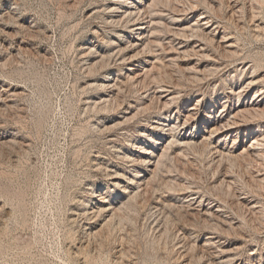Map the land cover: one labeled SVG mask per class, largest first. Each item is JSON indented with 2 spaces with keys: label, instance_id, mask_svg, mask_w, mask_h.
I'll use <instances>...</instances> for the list:
<instances>
[{
  "label": "rangeland",
  "instance_id": "obj_1",
  "mask_svg": "<svg viewBox=\"0 0 264 264\" xmlns=\"http://www.w3.org/2000/svg\"><path fill=\"white\" fill-rule=\"evenodd\" d=\"M152 1L0 0V264H264V0Z\"/></svg>",
  "mask_w": 264,
  "mask_h": 264
},
{
  "label": "bare ground",
  "instance_id": "obj_2",
  "mask_svg": "<svg viewBox=\"0 0 264 264\" xmlns=\"http://www.w3.org/2000/svg\"><path fill=\"white\" fill-rule=\"evenodd\" d=\"M156 1H158V0H153L152 1V5H153V7L155 6V3H156ZM143 2V1H142ZM155 2V3H154ZM154 3V4H153ZM144 5V4H143ZM142 5V6H143ZM152 5L151 6H149L148 5V7H149V9L151 10V8L150 7H152ZM145 7V6H144ZM143 7V8H144ZM148 7H147V10H149L148 9ZM157 7V6H156ZM113 8V7H112ZM111 9V8H110ZM114 9V8H113ZM115 9H117V7L115 8ZM140 10H146V9H140ZM109 11H111V10H109ZM114 11V10H113ZM134 11V10H133ZM112 12V11H111ZM129 12H131V11H129ZM138 12V11H137ZM140 13H141V11H139ZM146 12V11H145ZM148 12H150V11H147V13ZM154 12V11H153ZM152 13V12H151ZM133 14H135L134 12H131L130 13V16L131 15H133ZM139 14V13H138ZM137 14V15H138ZM128 16H129V14H127ZM144 15V14H143ZM148 15V14H147ZM203 15V14H202ZM127 16V17H128ZM135 16V15H134ZM232 16V15H231ZM204 17L205 16H203L201 19L203 20L204 19ZM131 18V17H130ZM130 18H128V19H130ZM209 19V18H208ZM234 19V18H233ZM211 20H212V18H211ZM144 21H145V19H144ZM151 21V20H150ZM200 20H198V22H199ZM205 21H206V19H205ZM151 23H152V21H151ZM206 23V22H205ZM211 23H212V21H210L209 20V22L207 23L208 25H209V27H212L213 28V25H211ZM206 24V25H207ZM145 25H147V22L145 21L143 24H140V25H138L137 26V28L135 27V30H146L147 28H146V26ZM198 25V24H197ZM199 25H200V23H199ZM206 25H205V27H206ZM217 25V24H216ZM204 26V25H203ZM148 27V26H147ZM202 27V26H201ZM214 27H215V25H214ZM218 27V26H217ZM207 28V27H206ZM216 28V27H215ZM201 29V28H200ZM148 30V29H147ZM213 30V29H212ZM198 31H199V29H198ZM201 31H203V30H201ZM218 31H219V29H218ZM200 32V31H199ZM204 33H205V31H203ZM201 33V34H204V33ZM141 34H143L144 32H140ZM208 33V32H207ZM209 33H211L210 31H209ZM213 33V32H212ZM147 34V33H146ZM213 34H215V33H213ZM135 35V34H134ZM145 35V34H144ZM143 35V36H144ZM208 35V34H207ZM206 35V36H207ZM210 35V34H209ZM215 36V35H214ZM213 36V37H214ZM203 38V37H202ZM210 38V37H209ZM223 38V37H222ZM225 38H226V36H225ZM140 39V38H139ZM149 39V38H148ZM211 39V38H210ZM214 39V38H213ZM212 39V40H213ZM227 39V38H226ZM230 39V38H229ZM223 40H225V39H222V41ZM135 44V43H134ZM212 44V43H211ZM135 45H137V44H135ZM223 47H225V46H223ZM231 47H233V46H231ZM200 49V48H199ZM203 49V48H202ZM220 49H221V47H220ZM226 49V48H225ZM201 50V49H200ZM223 50H224V48H223ZM124 51V50H123ZM197 51V50H196ZM225 51V50H224ZM227 51V50H226ZM232 51V50H231ZM234 51V50H233ZM122 52V51H121ZM200 52V51H199ZM228 52H230V50L229 51H227V54H228ZM235 52V51H234ZM226 53V52H225ZM202 54V53H201ZM231 54H232V52H231ZM236 54V53H235ZM229 55H230V53H229ZM133 57V56H132ZM138 57V56H137ZM134 58H136V57H134ZM133 58V59H134ZM132 59V58H131ZM133 68V67H132ZM216 68L218 69L219 67L218 66H216ZM215 68V69H216ZM131 69V68H130ZM135 69L133 68V69H131L130 71H134ZM213 70H214V68H213ZM212 70V71H213ZM215 72H216V70H215ZM139 73V72H138ZM211 73V72H210ZM131 74H133V72H131ZM131 74H129L128 76H127V79H128V81L130 80L131 82L132 81H137L136 83H139L138 82V80H137V74L135 73V75L136 76H132ZM140 74V73H139ZM141 76V75H140ZM254 80V79H253ZM260 80H261V78H260ZM255 82H256V80H254ZM258 81V80H257ZM132 84V83H131ZM248 84V83H247ZM250 84H253L252 82H250ZM119 85V84H118ZM138 85V84H137ZM254 85H258L257 83L256 84H254ZM110 86H113V85H110ZM118 87V86H117ZM116 87V88H117ZM248 88V87H247ZM249 89V88H248ZM241 91V90H240ZM112 93V92H111ZM160 94H162V93H160ZM237 94V93H236ZM110 96V95H109ZM159 96V95H158ZM154 97H156L155 95H154ZM111 98V97H110ZM160 99H162V95L159 97ZM112 99H114L113 97H112ZM158 99V98H157ZM227 99V98H226ZM107 100V99H106ZM109 100V99H108ZM172 100V99H171ZM111 101V100H110ZM198 101V100H197ZM197 101H196V103H197ZM230 101V100H229ZM251 101V100H250ZM109 102V101H108ZM166 102V101H165ZM164 102V103H165ZM226 102V101H225ZM158 103H161V101L160 102H158ZM246 103V102H245ZM162 104V103H161ZM198 104V103H197ZM227 104V103H226ZM167 105V104H166ZM165 106V105H164ZM197 107V106H196ZM224 107H226V106H224ZM223 107V108H224ZM195 108V107H194ZM232 108V107H231ZM197 109V108H196ZM196 109H192L191 111H195ZM230 109V108H229ZM228 109V111L226 110V109H224L223 110V112H222V114H220V116H219V118H216L215 120H212V121H210L209 122V125L206 127V131H205V133L204 134H202V135H200V137L199 138H201V140L199 141L200 143H199V145H211V144H213V141L215 140V139H217V138H219V141L218 142H226V141H228V139L229 138H231V139H234V138H236V137H234V134H231V131L233 132V130H230L229 128V119L230 118H232L233 119V122L231 123V125H233V126H235V130L236 131H238V130H240L241 129V124L239 125L238 124V120L239 119H241L242 118V120L244 119V120H246V121H248L247 122V125H248V127L247 128H250V134H245V137H249V138H251V142H250V146H248V147H246V149H244L243 151H242V153L243 152H246V154L247 155H249V154H251V153H249L250 151H252V150H256V148L258 147L259 148V146H261L260 145V142H261V140H260V138L262 137V139H263V135L264 134H259L260 132L259 131H257L258 129H255L254 127H252L251 125H252V119H255L256 120V118L258 119V118H263L264 117V89L262 88V87H260V88H258L257 89V92H256V94L254 95V97L252 98V101L251 102H248L247 104H243V106H242V104L240 105L239 104V106H237V107H235L234 109L232 108L231 110H229ZM190 110V109H189ZM222 110V109H221ZM191 111H188V113H187V118H188V120H189V118H192L193 116H195V113H193V112H191ZM198 111V110H197ZM225 113H226V115H225ZM219 114V113H218ZM223 115H225L224 117H223ZM251 118V119H250ZM185 119H186V117H185ZM188 120H186V121H188ZM242 120H240V121H242ZM254 120V121H255ZM263 120V119H262ZM190 121V120H189ZM239 123H241V122H239ZM243 123V122H242ZM187 124V123H186ZM206 125V124H205ZM177 127V126H176ZM181 127V126H180ZM229 127V128H228ZM261 127V126H260ZM262 128V127H261ZM174 129V128H173ZM178 129V128H177ZM177 129L175 130V131H177ZM231 129H233V128H231ZM262 130H263V128H262ZM184 131V130H183ZM235 131V132H236ZM263 132V131H262ZM179 133V132H178ZM237 133V132H236ZM224 134V136H222L221 137V135H223ZM172 135V134H171ZM236 136H237V134H236ZM169 137V136H168ZM240 136H238V138H239ZM164 140V139H163ZM193 140H194V138H192V135H188V134H184L182 137H181V139H179L178 138V140H176L175 138H173V139H171V141L167 144V142H166V146H164L160 151H161V154H162V156L160 155V158H159V160H158V162H157V165H156V169H155V172L157 173V169H158V167L160 166V164H161V161H162V159H163V156H164V154L166 153V150H168L172 145H174L175 143L177 144V143H180V147H183V148H185V147H187L190 143V141L191 142H193ZM234 140H236V139H234ZM238 140V139H237ZM237 140H236V142H237ZM264 140V139H263ZM263 140H262V142H263ZM198 143V142H197ZM235 143V142H234ZM193 144V143H192ZM196 144V143H195ZM262 144V143H261ZM158 145V144H157ZM181 145H184V146H181ZM198 145V144H197ZM190 146V145H189ZM192 146V145H191ZM205 146L203 147V148H205ZM212 146V145H211ZM225 146V145H224ZM156 147V146H155ZM213 147V146H212ZM174 148V147H173ZM188 148H190V147H188ZM192 148H193V146H192ZM210 147H208V149H209ZM214 148V147H213ZM158 150V149H157ZM171 150V149H170ZM169 150V151H170ZM214 150V149H213ZM216 150H217V155H218V153L220 154V158H222V156L221 155H223L224 156V154H222L223 152H221V150L219 149V148H216ZM223 151H225V150H223ZM213 152V151H212ZM256 152V151H255ZM215 153V152H214ZM254 153V152H253ZM168 154V153H167ZM226 155V157L228 156L227 154H225ZM246 155V156H247ZM252 155V154H251ZM150 156H151V154H150ZM152 156H153V154H152ZM156 156V155H155ZM244 156V155H243ZM225 156L223 157V159L224 158H226ZM219 158V157H218ZM231 158V157H230ZM145 160V159H144ZM146 160H147V158H146ZM156 160V159H155ZM219 160H221V159H219ZM150 161V160H149ZM143 162V161H142ZM145 162V161H144ZM151 163V162H150ZM149 163V164H150ZM156 163V162H155ZM146 164V163H145ZM148 164V163H147ZM154 164V163H153ZM155 166V165H154ZM162 166V165H161ZM147 167V166H146ZM152 169V168H151ZM146 172H145V174L144 175H142V176H140L139 177V179L141 180V181H143L144 180V182H145V178L146 177H148L147 175L148 174H150V172H154V169L153 170H145ZM159 171V170H158ZM139 174V173H138ZM137 174V175H138ZM154 174V173H153ZM138 177V176H137ZM152 179V178H151ZM140 180H138L139 182H140ZM147 181V180H146ZM147 183V182H146ZM145 183V184H146ZM117 185V184H116ZM99 208H101V211H103V210H105L107 207L104 205V204H101L100 205V207ZM111 208V207H110ZM113 208V207H112ZM252 209H253V207H252ZM115 210V209H114ZM250 210V209H249ZM110 211V210H109Z\"/></svg>",
  "mask_w": 264,
  "mask_h": 264
}]
</instances>
